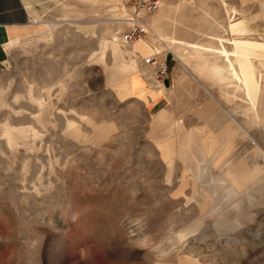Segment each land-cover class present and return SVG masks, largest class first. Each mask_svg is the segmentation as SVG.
Wrapping results in <instances>:
<instances>
[{"label": "rangeland", "instance_id": "1", "mask_svg": "<svg viewBox=\"0 0 264 264\" xmlns=\"http://www.w3.org/2000/svg\"><path fill=\"white\" fill-rule=\"evenodd\" d=\"M43 1L0 54V264H264V176L224 217L205 191L263 166L264 49L251 95L221 50L264 0Z\"/></svg>", "mask_w": 264, "mask_h": 264}, {"label": "crops", "instance_id": "2", "mask_svg": "<svg viewBox=\"0 0 264 264\" xmlns=\"http://www.w3.org/2000/svg\"><path fill=\"white\" fill-rule=\"evenodd\" d=\"M51 2V0H49ZM47 3V1L43 0H0V54L3 53V48L2 46L7 43L15 34L17 31L24 27L27 23V19L29 16L35 13L36 10H38L39 4H44ZM247 20L246 19H238L230 24V28L232 32L236 33H242L243 35L248 32V28L246 26ZM17 39H12V41H15ZM243 40V41H241ZM249 40V41H247ZM11 41V42H12ZM179 41V40H178ZM241 41V42H240ZM180 42V41H179ZM248 45H247V43ZM234 49L230 52L226 48H223L222 54L224 53L223 50H227L229 57L225 55L227 58V66L229 68V71L232 73V67L231 64L234 65L238 73H243L241 70L242 64H245V66H249L253 68V73H258L256 70V66L253 62L254 56H262L261 50L264 49V40L259 41L256 39H252L249 37H238L234 39ZM240 43V44H239ZM246 44V45H244ZM134 51H140L142 53H150L151 52V47L147 43L146 40L142 39L140 42L137 43L136 46L133 47ZM225 50V51H226ZM135 53H133L134 55ZM131 55L133 58V55L129 52L126 53V56ZM236 58V62L234 59ZM136 64V72H135V77H136V86H140L143 84V77L139 74L141 72L138 63L135 59H133ZM231 60V61H230ZM164 65L165 67L167 66V63L169 62V57L168 55L165 57ZM149 67H151L153 70L156 69V64H145ZM169 65V63H168ZM158 68V67H157ZM240 69V70H239ZM249 70V69H248ZM156 72H154L155 74ZM250 70H249V76H250V81L252 84V76L250 75ZM252 87H255L252 84ZM258 88V87H257ZM259 89H257L258 91ZM155 93V92H154ZM156 96V93L155 95ZM154 104H156V107H159L162 105L165 101L162 99H155ZM164 112L163 110L160 111V113Z\"/></svg>", "mask_w": 264, "mask_h": 264}, {"label": "bare ground", "instance_id": "3", "mask_svg": "<svg viewBox=\"0 0 264 264\" xmlns=\"http://www.w3.org/2000/svg\"><path fill=\"white\" fill-rule=\"evenodd\" d=\"M141 40H139L138 42H140ZM241 41H243V40H241ZM247 41H249V40H247ZM137 43H136V45H137ZM244 45H246V44H244ZM247 45H248V43H247ZM225 50H223V52H224L223 54H226L229 57L230 55H228L227 50L226 51ZM231 66H232L233 75L236 76V78L239 79L240 81H244V82L247 83L246 85L248 87V94L251 95V93H252V84H251V81H250L249 70L246 68L245 64H242L243 76H240L239 75L238 71L236 70V68L234 67L233 64H231ZM134 81L136 83V77H134ZM229 167H231V166H229ZM253 168H254V166H253ZM255 168H256V166H255ZM228 173H229V175H232L233 176L236 172H234L233 169L230 168V169H228ZM261 175L264 176V162H263V166L262 167L257 168L254 171H252L250 174L248 173V175H246L249 178L246 182L241 183L239 186L237 185V188H234V187H231V186L230 187H227L223 183L222 178H220L218 176H215L213 174H210L208 176L207 181H206V184H205L206 195L218 194L219 192L220 193H223L222 194L223 195L222 199L217 204H215V206L213 207V208H215L216 211L218 210V212H219V216L218 217H224V215H226V212H227V210H228L229 207H232V206L233 207H237L236 204L239 203V198H242L241 197L242 196L241 195L242 194V191L247 188L249 182L258 180Z\"/></svg>", "mask_w": 264, "mask_h": 264}, {"label": "built area", "instance_id": "4", "mask_svg": "<svg viewBox=\"0 0 264 264\" xmlns=\"http://www.w3.org/2000/svg\"><path fill=\"white\" fill-rule=\"evenodd\" d=\"M131 4L134 5V7H132L134 12H136L137 10H148L150 12H154L160 8L159 2H157L156 0H124L125 6H131ZM128 20L130 26H132V29L128 34H126V38L136 42L137 40L141 39L142 36H144V34L146 33L145 24L139 17H129ZM146 63L156 64L157 61L153 57H148L146 58ZM165 71L166 68H164L162 72Z\"/></svg>", "mask_w": 264, "mask_h": 264}]
</instances>
